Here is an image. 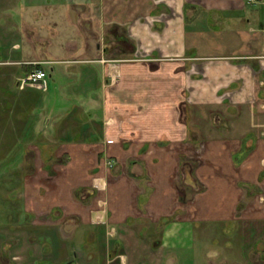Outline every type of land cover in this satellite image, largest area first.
I'll return each mask as SVG.
<instances>
[{
  "label": "crops",
  "instance_id": "obj_1",
  "mask_svg": "<svg viewBox=\"0 0 264 264\" xmlns=\"http://www.w3.org/2000/svg\"><path fill=\"white\" fill-rule=\"evenodd\" d=\"M0 1V62L47 71L64 147L19 175L35 229L4 264H264V0Z\"/></svg>",
  "mask_w": 264,
  "mask_h": 264
},
{
  "label": "rangeland",
  "instance_id": "obj_2",
  "mask_svg": "<svg viewBox=\"0 0 264 264\" xmlns=\"http://www.w3.org/2000/svg\"><path fill=\"white\" fill-rule=\"evenodd\" d=\"M0 3L2 4L1 1ZM17 3V0H12V8H16ZM2 15L3 13L0 11V18ZM19 20H22V16H18V13L13 11L10 19L13 30L17 29L18 25L21 24ZM46 20L50 21L48 18ZM66 26L69 27L67 24ZM68 30L69 28H67ZM65 31L66 29L63 30V34L54 42H49L50 48L43 51L46 57L60 59L69 54L63 48H60V46L65 45L70 36H72V40L75 37L71 33L72 29L68 31V34ZM40 34L45 36L42 33ZM20 36L22 35L17 32L12 33V45L19 42ZM26 38H29L30 42L34 41L35 34L27 35ZM28 52L30 53L29 58L38 56V54L33 53L31 50ZM8 62L10 63L4 64L0 62V264H4V254L9 253L6 251L19 249L17 241L19 240L18 233L20 229H22V232L26 228L31 230L35 229L34 224L25 226L24 221H19L17 215L15 217L13 216L17 214V210H13L12 216L9 218V215H7L9 211L5 212L4 209L5 206L9 204L15 205L20 200V189L16 193L17 187H15L21 184L19 175H23L25 169H35L43 165L51 168L56 158L55 154L60 155V152L64 149V147L57 144H60L58 141H61L63 137H59L57 131L54 132L50 126H47L48 124L44 121L45 118H42L43 115L38 114V111L41 110L39 107V97L46 89L43 91V88L39 85H30L33 86L29 90L30 92L22 94L21 92L27 89V85L20 87L18 84V77L23 72L21 64H16L11 61ZM49 62L44 63L45 68L48 70L49 65H52ZM41 65L43 64L41 63ZM30 66V69L42 68L38 64ZM47 83L49 85V76H47ZM35 181H37L36 172L29 175V183H35ZM9 190L10 195L5 193ZM10 228L13 231L12 235L15 237V241H8V243L5 240V230H9ZM8 247L10 248L8 249Z\"/></svg>",
  "mask_w": 264,
  "mask_h": 264
},
{
  "label": "built area",
  "instance_id": "obj_3",
  "mask_svg": "<svg viewBox=\"0 0 264 264\" xmlns=\"http://www.w3.org/2000/svg\"><path fill=\"white\" fill-rule=\"evenodd\" d=\"M249 4L262 3L263 0H247ZM47 71L43 68H35L28 74L18 79V84L20 87L25 85H39L43 89L47 88ZM111 165V164H109Z\"/></svg>",
  "mask_w": 264,
  "mask_h": 264
},
{
  "label": "trees",
  "instance_id": "obj_4",
  "mask_svg": "<svg viewBox=\"0 0 264 264\" xmlns=\"http://www.w3.org/2000/svg\"><path fill=\"white\" fill-rule=\"evenodd\" d=\"M28 67H29V69H30L31 66H28ZM28 72H29V71H28ZM28 72H26L25 74H27Z\"/></svg>",
  "mask_w": 264,
  "mask_h": 264
}]
</instances>
